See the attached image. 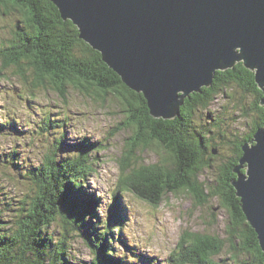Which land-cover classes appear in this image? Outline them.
<instances>
[{
	"label": "trees",
	"instance_id": "trees-1",
	"mask_svg": "<svg viewBox=\"0 0 264 264\" xmlns=\"http://www.w3.org/2000/svg\"><path fill=\"white\" fill-rule=\"evenodd\" d=\"M0 3L1 13L10 15L18 10L23 15L20 22L23 25L17 24L11 39L0 46L2 69L17 68L25 80L32 74L35 86H49L63 101L69 87L86 96L99 97L103 102L109 96L120 101L127 116L120 130L132 133L125 150L137 166L133 164L125 173H120L114 198L120 192H127L158 207L167 194L185 191L192 197L195 208L204 206L209 198L219 199L230 214L228 235L240 244L242 252L241 257L235 256L233 264H264L257 235L242 213L240 199L231 185L236 178L233 171L242 156L241 145L251 140L258 128L264 127V106L260 105L262 92L255 83L254 72L241 62L232 69L216 71L211 86L187 98L174 120L155 119L150 116L143 95L121 82L102 55L79 39L78 29L71 21H64L49 0H0ZM226 89L253 95L250 111L257 118L251 131L237 142L234 157L219 165L216 186L207 190L199 182V175L212 167L206 155L212 157L214 150L209 153V142L194 131L191 122L195 110L208 109L216 96ZM152 144L163 148L169 160L163 158L151 165L141 164L137 153ZM77 152L75 157L63 158L56 155L59 153L56 147L30 172L38 193L30 204L29 215L19 221L14 233L0 225V264H67L65 241L70 233L81 234L93 250L92 264H122L119 258H111V243L115 240L111 229L114 225L121 229V218L116 222V218L108 216L102 222L98 217L97 199L83 191L89 176L84 164L94 157L91 145L82 140ZM122 157L123 154L121 160ZM118 208L120 205L115 204L109 211L121 217L118 214L122 209ZM57 221L62 224L64 234L54 244L51 237L43 234ZM40 235L44 237L41 242ZM224 245V240L217 236L185 230L165 262L216 264L212 259L222 252Z\"/></svg>",
	"mask_w": 264,
	"mask_h": 264
},
{
	"label": "rangeland",
	"instance_id": "rangeland-1",
	"mask_svg": "<svg viewBox=\"0 0 264 264\" xmlns=\"http://www.w3.org/2000/svg\"><path fill=\"white\" fill-rule=\"evenodd\" d=\"M1 10L0 3V46L11 39L17 24L23 25L21 12L5 15ZM2 66L0 61V225L14 233L19 221L29 215L30 204L38 193L30 172L43 162L44 156L58 147L57 156L75 157L78 144L84 140L91 145L94 157L84 164L89 176L83 191L97 199V215L102 222L112 216L123 223L121 229L119 225L111 229L115 235L112 259L119 258L122 264H167L165 259L185 230L224 240L222 252L212 259L216 264H233L236 255L241 257L240 244L227 232L230 214L219 199L209 198L204 206L195 208L185 191L167 194L158 207L127 192L114 198L120 173L134 164L125 150L132 133L120 130L127 116L115 96L103 102L69 87L63 101L49 86H35L32 74L25 80L19 69L4 70ZM253 104V95L226 89L208 109L195 110L191 126L209 142V153L216 151L212 157L206 155L212 167L199 175V182L207 190L217 184L219 165L234 157L237 142L251 131L257 118L250 111ZM137 156L144 165L169 160V154L156 144L139 150ZM115 204L122 209L118 214L121 217L109 211ZM63 230L57 221L43 236L51 237L56 244ZM43 236H39L40 242ZM65 242L67 264H92L95 254L81 234L70 233Z\"/></svg>",
	"mask_w": 264,
	"mask_h": 264
},
{
	"label": "water",
	"instance_id": "water-1",
	"mask_svg": "<svg viewBox=\"0 0 264 264\" xmlns=\"http://www.w3.org/2000/svg\"><path fill=\"white\" fill-rule=\"evenodd\" d=\"M49 1L155 119H175L238 62L254 72L264 106V0ZM241 150L231 185L264 253V127Z\"/></svg>",
	"mask_w": 264,
	"mask_h": 264
},
{
	"label": "bare ground",
	"instance_id": "bare-ground-1",
	"mask_svg": "<svg viewBox=\"0 0 264 264\" xmlns=\"http://www.w3.org/2000/svg\"><path fill=\"white\" fill-rule=\"evenodd\" d=\"M220 71V70H219ZM221 71H223V70H221Z\"/></svg>",
	"mask_w": 264,
	"mask_h": 264
}]
</instances>
